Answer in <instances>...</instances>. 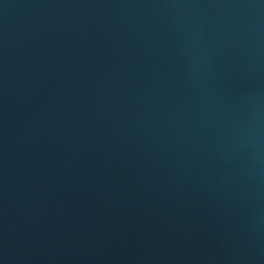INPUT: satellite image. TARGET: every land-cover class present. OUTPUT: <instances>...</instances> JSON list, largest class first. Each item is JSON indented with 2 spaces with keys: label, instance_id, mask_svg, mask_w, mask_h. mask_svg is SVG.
Returning a JSON list of instances; mask_svg holds the SVG:
<instances>
[{
  "label": "water",
  "instance_id": "water-1",
  "mask_svg": "<svg viewBox=\"0 0 264 264\" xmlns=\"http://www.w3.org/2000/svg\"><path fill=\"white\" fill-rule=\"evenodd\" d=\"M0 264H264V0H0Z\"/></svg>",
  "mask_w": 264,
  "mask_h": 264
}]
</instances>
